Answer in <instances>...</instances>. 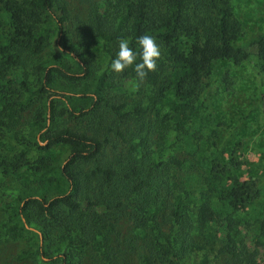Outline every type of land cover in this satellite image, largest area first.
I'll use <instances>...</instances> for the list:
<instances>
[{
	"label": "trees",
	"instance_id": "16d2710c",
	"mask_svg": "<svg viewBox=\"0 0 264 264\" xmlns=\"http://www.w3.org/2000/svg\"><path fill=\"white\" fill-rule=\"evenodd\" d=\"M79 2L86 6L83 17L71 13L66 0H0V128L21 145L18 153L0 156V174L41 177L58 168L68 185L65 193L31 186L15 193L14 220L3 232L27 234L31 249L21 250L23 257L40 247L61 264H207L205 250L253 264L256 247L264 250V205L250 236L236 218L257 197L256 181L240 180L212 159L201 200L190 205L179 190L177 172L186 161L177 151L181 144L191 148L190 116L203 105L199 98L214 63L239 65L253 55L264 73V35L242 39L231 0ZM55 30L70 63L49 51L44 57ZM144 34L159 45L156 69L143 81L132 67L110 71L119 40L136 50ZM101 46H107L109 69L94 73ZM122 82H143L149 90L132 100L111 94L122 91ZM32 96L38 107L24 117ZM41 130L45 145L35 139ZM199 136L205 145V133ZM206 141L207 147L215 142ZM56 145L67 149L62 169L46 154ZM223 179L228 184L217 187ZM213 195L227 204L224 217L213 210ZM217 219L221 228L211 233ZM215 238L224 242L214 245Z\"/></svg>",
	"mask_w": 264,
	"mask_h": 264
},
{
	"label": "rangeland",
	"instance_id": "374dc122",
	"mask_svg": "<svg viewBox=\"0 0 264 264\" xmlns=\"http://www.w3.org/2000/svg\"><path fill=\"white\" fill-rule=\"evenodd\" d=\"M66 1L71 13L84 16L86 11L84 4H81L79 0ZM231 2L236 16L243 22L242 39L250 41L264 35V0H231ZM53 33L55 35L52 36V44L46 48L44 57L50 55L47 52L49 51L51 55L55 54L58 58L70 63L71 60L67 55L61 53V34L56 30ZM106 47L101 46L94 53V73L109 69V55L105 51ZM122 85V91L111 92V94L119 97L123 93L132 100L141 99L149 90L143 82H122ZM25 97L26 93L22 92L21 100ZM31 99L29 108L23 112L24 117H28L38 107L36 96H32ZM51 99L52 97H48L46 100L48 106ZM199 100V103L203 105L196 104L198 112L190 116L191 148L190 145L186 147L181 144L182 148L177 151L178 156L186 161V167L177 172L179 190L184 191L192 199L190 205H198L205 191L203 177L207 174L212 159L220 164H228L229 173L236 175L240 180L250 178L256 181L259 187L257 197L250 202L244 212H239L236 218L241 222L242 228L245 227L242 229L244 234L250 236L249 230L255 216L264 205V73L259 71L255 57L251 55L239 65L223 61L215 62L213 74L205 79V94H202ZM53 103L55 107L56 102ZM49 111V109L46 111L47 119H50ZM43 130L35 135L39 145L46 143L41 139ZM200 133H205V145L201 144L203 142L200 139ZM208 136L209 141H215L209 147L206 145ZM20 149L21 145L13 139L11 133L0 128V156H12ZM186 150L192 155L186 153ZM66 151L65 146L56 145L49 148L46 154L49 159L56 160L62 169L68 160L65 158ZM26 157L31 163L35 160L34 153L30 149L27 150ZM227 184V180L223 179L215 185L221 188ZM27 186L65 193L68 185L61 177L58 168L41 177L31 173L19 176L0 174V264H61L57 256L51 258L44 256L43 248L39 251L40 247L37 255L23 257L21 250L31 249L25 239L27 234L24 232L21 237H14L11 233L3 232L5 226L14 220L13 211L10 208L14 194ZM209 200L213 210L222 213L220 217L230 212L227 204L214 195ZM221 225V219H217L208 230L214 233L221 228ZM27 228L36 231L31 226ZM223 242L221 238H215L214 245H220ZM39 243L40 245L42 243L40 234ZM256 248L253 264H264V250ZM207 251L205 250V254H208L207 264H248L243 256L240 257L239 262L222 255L215 256L214 252Z\"/></svg>",
	"mask_w": 264,
	"mask_h": 264
},
{
	"label": "clouds",
	"instance_id": "9594fccd",
	"mask_svg": "<svg viewBox=\"0 0 264 264\" xmlns=\"http://www.w3.org/2000/svg\"><path fill=\"white\" fill-rule=\"evenodd\" d=\"M129 45L128 39L119 40L118 51L110 63V71L119 74L132 67L135 78L143 81L148 73L157 67V61L161 55L159 45L149 34L140 35L136 38V50Z\"/></svg>",
	"mask_w": 264,
	"mask_h": 264
}]
</instances>
